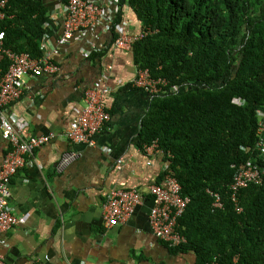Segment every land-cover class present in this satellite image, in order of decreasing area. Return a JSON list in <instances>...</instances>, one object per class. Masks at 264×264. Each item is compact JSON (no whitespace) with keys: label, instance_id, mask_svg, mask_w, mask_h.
<instances>
[{"label":"trees","instance_id":"obj_1","mask_svg":"<svg viewBox=\"0 0 264 264\" xmlns=\"http://www.w3.org/2000/svg\"><path fill=\"white\" fill-rule=\"evenodd\" d=\"M118 22L131 11L139 29L133 42L137 69L165 78L178 90L151 97L135 139L153 142L169 174L188 197L176 229L186 241L173 250H192L196 264H264V174L231 197L237 171L264 168V0H120ZM125 5V8H124ZM0 21L4 47L42 55L40 39L50 8L43 0H8ZM113 46L118 36L111 28ZM101 52H92L99 57ZM5 70L6 58L1 59ZM239 100V101H238ZM167 155V156H166ZM215 193L222 207L213 206ZM237 207L240 210H237Z\"/></svg>","mask_w":264,"mask_h":264},{"label":"crops","instance_id":"obj_2","mask_svg":"<svg viewBox=\"0 0 264 264\" xmlns=\"http://www.w3.org/2000/svg\"><path fill=\"white\" fill-rule=\"evenodd\" d=\"M43 1L50 10L57 3ZM125 16L128 30H139L130 10ZM47 21L58 70L24 77L22 96L10 110L25 118L27 134L56 137L35 149L10 179L9 204L19 221L0 232L4 264H196L192 250H173L150 229L149 187L168 162L156 142L143 149L135 144L151 96L132 82L137 68L131 49H105L111 36L97 29L58 45L64 17ZM95 48L101 53L92 58ZM95 83L109 89L104 107L110 119L94 137L96 146L71 143L65 131L85 106L84 90ZM10 148L0 133V166ZM70 154L73 158L58 170ZM120 186L135 188L143 199L124 223L108 227L101 206Z\"/></svg>","mask_w":264,"mask_h":264},{"label":"built area","instance_id":"obj_3","mask_svg":"<svg viewBox=\"0 0 264 264\" xmlns=\"http://www.w3.org/2000/svg\"><path fill=\"white\" fill-rule=\"evenodd\" d=\"M7 2L8 0H0V21H3L5 17H10L7 16L5 10ZM120 10V0H57L48 18L64 17L61 33L57 39L58 45L72 40L79 41L84 34L94 29L111 36L110 30L114 28L118 36L113 46L129 50L134 41L148 34L150 30H128V21L125 18L121 17L118 22L116 21ZM48 25L46 20L43 26L48 27ZM4 36V31L0 30V64L2 58L7 60L5 70L0 65V133L2 139L7 141L11 148L6 152L0 166V232L11 228L19 221V217L12 213L9 204L11 177L25 165L28 158L33 156L35 149L56 137L54 132L41 135L27 134L25 132L27 121L10 108L22 96L24 77H39L44 73L52 74L58 70V65L52 57L53 53H57V49L53 47L47 32L40 39V49L43 53L38 57L28 52H15L4 47ZM100 48H95V50L98 52ZM89 53L90 51H86L83 55L86 57ZM132 82L151 96L178 90V85L168 87L165 78L153 77L148 69H137ZM108 91L106 87L99 88L97 83L92 88L84 90L85 106L77 116L73 127L65 131L69 142L84 143L89 147L96 146L94 137L110 119V114L104 107V96ZM257 112L264 118L263 111ZM263 129L264 127H261L260 130ZM260 146L264 147V144L261 142ZM146 147L145 150L152 149L151 146ZM72 158L73 154L64 155L57 169L61 170ZM261 173L264 174V168L259 171L256 164H248L247 167L244 166L242 170L237 171L230 185L232 199L236 200L235 194L239 188L245 187L250 182L260 183ZM149 195L153 201L148 214L152 234L172 246L184 243L186 239L177 231L176 225L189 198L180 195V184L176 178L167 174L160 184H151ZM142 199L141 193L135 188L120 186L111 190L101 206L105 225L109 227L124 223ZM213 206L222 207L216 193ZM237 210L240 208L237 207ZM0 264H4L1 254ZM205 264L218 263L212 261Z\"/></svg>","mask_w":264,"mask_h":264},{"label":"clouds","instance_id":"obj_4","mask_svg":"<svg viewBox=\"0 0 264 264\" xmlns=\"http://www.w3.org/2000/svg\"><path fill=\"white\" fill-rule=\"evenodd\" d=\"M151 96V95H150ZM152 97V96H151Z\"/></svg>","mask_w":264,"mask_h":264}]
</instances>
